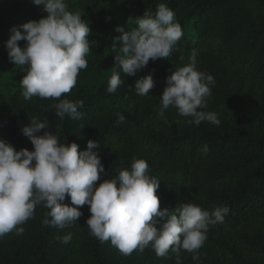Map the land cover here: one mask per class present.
<instances>
[{
    "label": "trees",
    "instance_id": "16d2710c",
    "mask_svg": "<svg viewBox=\"0 0 264 264\" xmlns=\"http://www.w3.org/2000/svg\"><path fill=\"white\" fill-rule=\"evenodd\" d=\"M127 1L133 17L146 12L154 17L161 3L171 8L183 31L179 51L150 60L135 76L123 74L111 51L113 37L119 35L115 29L124 26L131 31L137 25L119 21L108 11L106 0H79L85 10L82 19L91 29L88 38L98 48L86 57L87 68L79 72L75 87L60 99L83 101L82 119L56 116L51 105L59 100H25L19 84L27 66L12 62L18 90L0 103V112L6 113L14 142L19 149H33L21 130L33 118L49 124L47 130L60 143L76 142L81 151L89 140L97 141L94 151L105 166L97 184L116 178L119 170H130L133 158L145 159L149 175L160 180L161 210L186 202L208 211L230 209L223 223L210 226L199 260L181 250L182 264H264V0ZM193 50L198 53L195 67L215 80L201 110L216 112L219 125L188 124L190 118L179 116L173 107L161 111L167 76L187 66ZM108 55L110 68L91 82ZM116 72L123 83L115 93H107ZM149 73L155 86L149 95H138L135 81ZM118 113L125 116L123 123L118 122ZM63 203L71 205L70 197ZM47 211L37 205L34 217L22 225V235L0 238V264H176L171 249L163 257L150 245L143 252L124 255L110 241L100 242L86 225L91 215L88 205L81 206L78 222L63 229L43 224ZM69 233L70 242L61 243Z\"/></svg>",
    "mask_w": 264,
    "mask_h": 264
},
{
    "label": "clouds",
    "instance_id": "9594fccd",
    "mask_svg": "<svg viewBox=\"0 0 264 264\" xmlns=\"http://www.w3.org/2000/svg\"><path fill=\"white\" fill-rule=\"evenodd\" d=\"M32 2L42 6L47 15L12 26L5 41L9 60L16 66H27L19 84L21 94L25 100H59L51 105L56 116L82 119L79 109L83 101L60 98L71 92L79 72L87 68L86 57L95 43L88 39L89 24L78 12L69 10L66 0ZM133 23L137 27L131 31L117 26L119 35L113 37L111 44L115 64L123 74L135 76L150 60L169 58L179 51L182 27L166 4L157 6L154 17L147 12L143 17H130L128 26ZM22 40L26 42L23 47L18 43ZM197 55L193 50L190 63L167 76V86L160 96L161 111L173 107L179 116L190 118L188 124L199 126L207 121L219 125L216 112L201 110L207 106L215 80L213 75L195 67ZM122 83L120 73H113L107 93H115ZM154 86L151 73L135 81L136 92L141 96L149 95ZM117 115L118 122L123 123L125 116ZM48 127L35 118L22 127L32 150H17L0 138V238L9 233L22 235V225L34 217L37 205L48 209L43 224L59 229L78 222L83 214L81 206L88 205L91 215L86 225L90 234L102 243L110 241L124 255L137 249L143 252L150 245L160 257L171 249L176 253V264H182L181 250L199 260L198 251L210 226L223 223L230 211L227 206L208 211L186 202L161 210L157 195L160 180L149 175V165L142 158H133L130 170H119L116 178L97 184L105 173L101 157L94 151L99 143L89 140L81 151L76 142L60 143ZM66 197H70L71 205L63 203ZM70 240L71 233L63 236L61 243Z\"/></svg>",
    "mask_w": 264,
    "mask_h": 264
},
{
    "label": "rangeland",
    "instance_id": "374dc122",
    "mask_svg": "<svg viewBox=\"0 0 264 264\" xmlns=\"http://www.w3.org/2000/svg\"><path fill=\"white\" fill-rule=\"evenodd\" d=\"M78 1L66 0V3L70 11L78 12L82 17L85 14V10L78 5ZM106 6L108 11L121 22L128 24L129 18L133 17L127 0H106ZM46 15L47 13L42 11V6L35 5L32 0H0V103L10 100L18 90L15 67L12 61L9 60L5 47V41L10 37V28L29 20H38ZM88 39L95 41L94 39ZM18 43L23 47L26 42L22 40ZM97 48L98 43L95 41L91 45V50ZM110 64L111 56L108 55L106 65L94 73L90 81L92 82L100 74L108 70ZM6 118V113L0 112V138L7 140L17 150H20L6 125Z\"/></svg>",
    "mask_w": 264,
    "mask_h": 264
}]
</instances>
